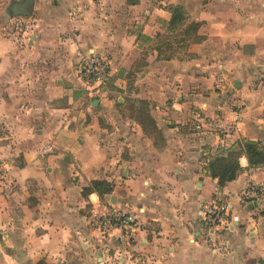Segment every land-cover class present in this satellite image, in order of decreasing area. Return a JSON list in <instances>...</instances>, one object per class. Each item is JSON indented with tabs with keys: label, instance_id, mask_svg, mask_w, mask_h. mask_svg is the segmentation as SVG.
<instances>
[{
	"label": "crops",
	"instance_id": "crops-1",
	"mask_svg": "<svg viewBox=\"0 0 264 264\" xmlns=\"http://www.w3.org/2000/svg\"><path fill=\"white\" fill-rule=\"evenodd\" d=\"M25 1L1 18L27 27L0 32V264H264V202L245 194L264 166L242 156L224 186L207 170L241 140L264 149V0L195 2L199 42L171 59L156 46L176 1L34 0L13 14ZM90 53L111 73L95 94L79 71ZM94 180L113 185L104 201L83 194ZM221 204L234 228L203 220ZM113 209L134 215L131 232L99 225Z\"/></svg>",
	"mask_w": 264,
	"mask_h": 264
},
{
	"label": "trees",
	"instance_id": "trees-1",
	"mask_svg": "<svg viewBox=\"0 0 264 264\" xmlns=\"http://www.w3.org/2000/svg\"><path fill=\"white\" fill-rule=\"evenodd\" d=\"M167 9L172 15L167 30L169 33L158 37L156 50L159 58L171 59L174 57V53L176 54L177 49L174 47V41L184 43L187 40L189 43L186 47L190 43L199 42L198 30L200 24L190 21L189 12L181 4H170ZM173 38L175 39L172 40ZM181 47H184V44ZM242 156L247 158L251 167L264 166V149L260 143L252 140H241L237 146L232 147L225 154L214 156L209 161L207 165L209 175L218 178L219 186H224L227 182L235 180L242 171L240 164ZM112 191L113 185L111 183L94 180L83 189V194L88 195L95 192L101 201H104L105 197L111 194Z\"/></svg>",
	"mask_w": 264,
	"mask_h": 264
},
{
	"label": "built area",
	"instance_id": "built-area-1",
	"mask_svg": "<svg viewBox=\"0 0 264 264\" xmlns=\"http://www.w3.org/2000/svg\"><path fill=\"white\" fill-rule=\"evenodd\" d=\"M12 23H15L16 26L23 25L21 20H15ZM80 56L79 71L87 82L88 89L91 93H99L110 80L109 63L102 55L95 53L81 54ZM204 125L215 132L227 129L226 124L218 119H206ZM4 177L5 171L0 168V180ZM245 194L248 199L264 202V184L250 186ZM203 220L210 228H234L239 217L229 216V205L221 204L207 207L204 211ZM98 222L99 225L107 229L121 228L125 233H129L133 230L135 218L132 213L125 210L113 209L99 218Z\"/></svg>",
	"mask_w": 264,
	"mask_h": 264
},
{
	"label": "rangeland",
	"instance_id": "rangeland-1",
	"mask_svg": "<svg viewBox=\"0 0 264 264\" xmlns=\"http://www.w3.org/2000/svg\"><path fill=\"white\" fill-rule=\"evenodd\" d=\"M14 0H0V32H3V34H8V33H11V32H18V33H21L23 29H26L27 25L26 24H23V25H20V26H16L15 23H5L3 22V20L1 19L2 18V14L4 12H7V9L8 7L11 5V3L13 2ZM170 1H176L178 2L177 4H181L183 6H185V8H187V11L188 9L192 12H195L197 11V9H195V2L197 1H201V2H206V0H166V2H170ZM8 24H10V26L8 27ZM176 36V35H174ZM175 38H173L172 40H174ZM189 43V41H185L184 43H179L177 41H174V47L177 48L176 49V54L178 55H183V53L185 52L186 49V45ZM184 44V47H181V45ZM193 44V43H190V45ZM179 46V47H178ZM236 79V77L234 76L233 78L229 77V82H233L234 80ZM224 131H218L217 133H222ZM19 161V160H18Z\"/></svg>",
	"mask_w": 264,
	"mask_h": 264
},
{
	"label": "water",
	"instance_id": "water-1",
	"mask_svg": "<svg viewBox=\"0 0 264 264\" xmlns=\"http://www.w3.org/2000/svg\"><path fill=\"white\" fill-rule=\"evenodd\" d=\"M34 0H26L24 3L15 2L12 8L13 14L31 15ZM98 103V99L95 100L94 104Z\"/></svg>",
	"mask_w": 264,
	"mask_h": 264
}]
</instances>
